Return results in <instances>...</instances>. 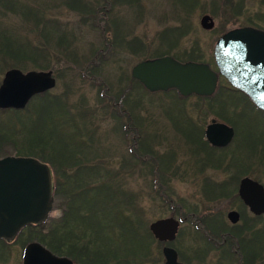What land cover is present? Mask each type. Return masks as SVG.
Wrapping results in <instances>:
<instances>
[{"label": "rangeland", "instance_id": "1", "mask_svg": "<svg viewBox=\"0 0 264 264\" xmlns=\"http://www.w3.org/2000/svg\"><path fill=\"white\" fill-rule=\"evenodd\" d=\"M8 1L13 2L15 8L12 12L4 10L5 5L0 0V26L7 29L14 38L22 35L32 46L46 50L45 56L34 59L29 54L20 60L1 58L0 66L5 71L0 75V84L5 72L13 68L23 73L33 70L52 71L56 85L46 94L57 101L55 105L44 112L46 110L41 111V107L32 99L25 113L17 114V119L27 125L31 136H35V132L45 138L46 154H55L52 161L57 167L60 183L71 170L69 157L76 150L73 149L72 141H85L86 146L76 152L85 161L89 160L87 162L95 160L100 172L107 171V174L113 176L107 185L118 196V203H106V199L100 196L98 198L101 200L92 205L95 208V220L113 228L105 227L103 230L115 231L106 237L112 243L115 256H125L128 264H131L134 259L132 256L136 249L139 250L132 247L128 237L123 234L122 225L131 219L139 224L135 226L140 232L135 242L142 247L137 256L139 262L134 260L132 264H163L162 247L149 238L147 231L152 222L171 215L186 218V222L180 226L178 239L172 245L178 248L181 258L189 264L218 263V250L206 243L202 235L206 229L212 234L210 237L220 245L224 240L226 247L238 244L242 248L243 243L251 245L255 242L253 240H256V245L264 244V217H251L234 195L232 184L237 174H241L237 167L239 158L236 157L237 161L232 162L230 156H227L229 160L223 163L224 169L220 168L218 172L207 170L203 167V158H194L189 152L197 149L192 144L191 148L183 135L176 131L180 128L171 125L175 123V118H190L201 126H205L211 119L224 122L235 130L234 145L210 157L218 161L219 156L230 155L237 149L241 156L248 159L251 143L264 140V115L223 77L218 82V87L222 89L212 98L204 99L195 96L182 99L174 91L149 93L131 78L134 65L164 55L182 62L190 57H198L215 68L214 46L222 33L246 24L264 28V0H197L195 5L190 0H116L118 4L114 6L108 4L107 0H83L97 7L92 17L96 27L91 23L92 19L82 22L84 15L89 16L78 10L74 12L64 2L68 0ZM106 10L115 23L113 38L105 29ZM39 11L44 18L40 15L41 22L38 25L34 18ZM204 14L214 20L211 32L200 27V19ZM47 21L53 25H57L55 21H61L69 27L67 30L59 28V34L62 35H57L53 29L49 34L44 27ZM187 22L190 23L188 32L184 29ZM125 34L131 38H140L136 39L143 44L139 49L124 45L121 38ZM185 34L179 41L178 38ZM59 42L64 43V46L58 47ZM115 104L118 106L115 107ZM116 108L122 111L118 118L115 114L111 115V111ZM13 116L11 110H0L2 121L17 126ZM126 116L144 123L143 137L139 141L133 140L138 154L142 155L140 151L144 150L143 163L137 162L127 152L129 144L122 136L120 126L122 118ZM37 117L42 120L41 128L34 127L40 119ZM11 137L18 144L29 140L23 133H14ZM54 140L59 143L55 141L52 144ZM1 149L7 152V156L35 158L44 163L38 156L27 155L13 144H4ZM260 160L261 163L258 159L259 162L254 164L252 176L264 184V157ZM157 166L159 183L155 187L153 181ZM64 187V184L59 185L53 211L40 234L48 237L45 244L60 254L71 256L73 251L70 245H62L66 235L60 231L54 234L52 229L54 223H61L64 207L60 193ZM229 210H237L242 216L234 227L226 219ZM102 213L113 214V217H100ZM114 216L118 217V221ZM78 222L68 224L80 229ZM95 225L98 230L99 224ZM219 226L224 227L225 233L232 230L230 234L234 236L221 234ZM243 230L245 233H240ZM27 237L32 240L31 235ZM144 246L149 250L147 257L144 256ZM9 248L10 255L6 263L19 264L20 243Z\"/></svg>", "mask_w": 264, "mask_h": 264}, {"label": "water", "instance_id": "2", "mask_svg": "<svg viewBox=\"0 0 264 264\" xmlns=\"http://www.w3.org/2000/svg\"><path fill=\"white\" fill-rule=\"evenodd\" d=\"M200 26L210 30L214 22L204 15ZM213 55L218 73L204 63H182L166 56L137 64L131 76L151 93L176 90L183 97H207L215 92L220 75L264 112V31L231 30L218 39ZM55 85L52 71L23 73L10 69L0 84V110H23L34 96L52 90ZM205 133L208 141L219 147L227 146L234 137L233 128L215 120ZM239 197L251 213L264 214V188L258 182L243 178ZM53 204L52 176L46 164L29 157L0 159V238L11 241L26 226L41 225L48 219ZM227 217L233 224L239 220L237 211H230ZM178 227L179 222L170 217L152 222L149 230L161 242H171ZM163 256L164 264H184L177 261V253L172 248L165 247ZM64 263L71 264L39 243L27 245L23 253V264Z\"/></svg>", "mask_w": 264, "mask_h": 264}, {"label": "flooded vegetation", "instance_id": "3", "mask_svg": "<svg viewBox=\"0 0 264 264\" xmlns=\"http://www.w3.org/2000/svg\"><path fill=\"white\" fill-rule=\"evenodd\" d=\"M64 2L66 3V5L69 8H72L74 10V12H75V10L81 11V3L83 4V6H85V11L83 13L87 14L89 17L84 15L82 22L90 21L93 17V12L94 13L97 12V7L92 6L93 4L89 3L87 1H85L86 3L83 0H68L67 1L68 3L66 1H64ZM107 3L112 5V6L118 4V2L116 0H107ZM92 9H94V10H92ZM105 12H106L105 21H106V25H107V27L105 29L107 30L108 35L112 36V30L114 29L113 17L112 18L109 17V15H108L109 11L108 10H106ZM204 15H208V14H204ZM42 17H43V14H42ZM92 21H93V19L91 20V23L96 27L95 19H94V22H92ZM55 22L57 23V25L56 24L53 25L52 22L47 21L44 25L45 30H47L49 32L51 29H53L55 31V33H57V35H62V34H59V32H60L59 28L67 30V27H69L66 25L67 23H64L61 21H59V22L55 21ZM189 22L186 23L185 28H184L185 30H187V32H188V29L190 27ZM237 28H254V29L264 31V28L257 26V25H254V24H246L244 26L237 27ZM201 29H203V28L201 27ZM232 29H236V28H232ZM232 29H229V30H232ZM203 30L206 32H211L210 30H205V29H203ZM229 30H227V31H229ZM227 31H225V33ZM49 34H50V32H49ZM223 34L224 33H222L220 36H222ZM65 36H66V34H65ZM184 36H186V34L180 36L178 38V40L180 41ZM112 38H113V36H112ZM136 38H138V37H134V38L132 37L131 38L125 34V35H123V37L121 39H122V42H124V45H128V47L139 49V47L143 43L138 40L140 38H138V39H136ZM44 49L46 50V48H44ZM129 53H133V52H129ZM134 53H136V52H134ZM164 56H169V55H164ZM164 56H156V58H160V57H164ZM170 57H172V56H170ZM153 59H155V58H153ZM149 60H151V59H149ZM176 60H178V59H176ZM142 61H145V60H142ZM134 66H133V68H134ZM131 72H132V70H131ZM174 92L176 93V95L179 98H182V99L188 98V97H194V96L183 97L178 92H176V91H174ZM163 93H165V92H163ZM216 94L217 93H214L209 97H198V96H195V97H198L201 99L212 98ZM239 94H241V93H239ZM113 105L114 104H112V106ZM117 106H118V104H115V107H117ZM121 112L122 111H120V108H116V110L113 109L111 111V115L115 114V115H117V118H118V115H120ZM260 113H262L264 115V112H260ZM213 120H216V119H213ZM135 121L137 122V124H135ZM135 121H134V119L133 120L130 119L128 116H126L125 119L122 118V123L120 125L121 126V132H122V136L124 137V139L129 144V146L127 147V152L129 154H131V156L134 159H136L137 162L142 161V163H143V155H145L144 150L142 149L140 151L142 153V155H140V153L138 154L136 152L137 150L135 149V142L133 144V140L136 139V141L137 140L139 141L143 137L142 130H144V123H140L137 120H135ZM173 121L175 123H173V124L171 123V125H175V128L176 127L180 128V130L176 129V131L178 133H180L181 135H183V138L186 140L187 143H189L190 147L192 144L197 149V151L196 150L193 152L191 150L189 151L190 154H192V157L203 158V161H202L203 167L207 168V170H213L215 172H218L220 168L224 167L223 163H227L226 162V159H228L227 156H230L232 162L237 161L236 157L239 158L237 167L239 170H241V174H239V173L237 174V177L234 179V182L232 184L233 189H234V195L236 196L235 198H237V201L243 207H245V209L249 212L251 217H254V218L264 217V214H261V215L252 214L249 211L248 207L242 202V200L239 197L240 182L243 178H249L253 181H256L259 184H261L264 188V184L259 179L252 176V174L254 172V164L256 163V161L257 162L260 161L259 163H261L260 159L262 157H264V153H263V151H264V149H263L264 140L253 141L251 143L252 149H251V153H250L249 157H247L248 159H246V157H244V156H241L239 153V150L236 149L233 152L230 151L231 152L230 155L219 156V160L216 161V159L213 160L210 156L214 153L224 152L232 144L234 145L233 142H234L235 134H234L233 139L231 140V142L227 146L219 147V146L212 145L208 141L206 133H205L206 128L212 122V119L205 126L199 125L196 121H194L193 119H190V118H175V120H173ZM217 122H219V121H217ZM187 132L189 134H187ZM251 158H252V160H251ZM258 159H259V161H258ZM82 161L86 162L85 160H82ZM91 162H90V164L92 166H95V161H93L92 163ZM85 165L86 164H82V166H85ZM158 172H159V169L157 166V168L155 169L156 177H154L155 180L153 181L155 184V187L158 186V183H159V179H157ZM199 173H204V172L200 171ZM217 189H219V187H217ZM221 197H223V196H221ZM230 211H237V210H229L227 212V214ZM237 213L239 214V220L235 224L230 222V220L228 219L227 214H226V219L232 227L237 225L242 218L241 214L238 211H237ZM170 217H167V218H170ZM66 218L67 217H61L60 218L61 223L59 224V227H62L60 232L64 233V235H66V237H64V238H66L65 243L62 242V245L68 243L70 245V249L73 252L71 253V256L60 254L58 252H57L58 254H55L50 248L43 245L46 249H48L54 255H56L57 257L68 259L71 262V264H128L125 256H121L119 258L118 256L114 255V252L112 249V243L110 240L106 239V237H108L107 235H109V234L112 235L115 233V231L108 230V229L107 230L95 229L96 225H95V223H92V220H94L96 217H84V218L74 217V218L79 219V220H76V222L79 221L78 223L80 225V229L75 228L73 232H68L64 229L66 226V223H65ZM81 218H82V220H80ZM171 218H174L175 220H177L179 222V227H178V231H177V234L175 236V239L171 242H169V241L161 242L160 240H158L154 237H153V239H154V241H156L159 244V247H162V249H161L162 256H163V249L165 247H169V248H172L176 251L178 262L184 263V264H189L188 262L184 261L181 258L178 248L176 246H175L176 247L175 248L172 245L178 239V237L181 233L180 232V226L182 225V223L186 222V218H181V217L176 218L174 216H172ZM47 223L48 222H45L44 225H46ZM91 224H93V226ZM41 226H43V225H41ZM41 226L37 227L39 231H41ZM216 226H218V225H216ZM28 228H34L32 230H34V231L36 230L35 226L33 225V226L27 227V228L23 229L22 231H20L19 234L12 241L0 239V264H7L6 258L10 255V252H9L10 248L9 247L15 243H20L21 254L19 255V257H20V263L19 264H23L24 249L26 248V246L29 243H31L33 241H30V239L27 237L26 234L25 235L23 234V237H21L20 235L22 233H24L25 230H27ZM220 229H221V232H220L221 234H228V236H230V237L234 236V235L230 234L233 232L232 230L225 233L224 227L223 228L220 227ZM198 231H201L200 228H198ZM209 233L210 232L207 231V229H206V230H204V232H202V235L206 239V243L211 244L212 248L218 250V259H217L218 263L217 264H264V258H263L264 244L256 245V244H254V243H256V240H253L255 242H253V244H251V245H246V243H243L242 248L238 244L237 245L232 244V245H229L228 247H226L225 246L226 243L224 240H223V243H225V244L222 243V245H220V243H218L213 237H210V235H212V234L211 233L209 234ZM240 233L243 234V233H245V231L244 230L240 231ZM242 240H244V238ZM242 242H244V241H242ZM228 258H229V261H227ZM163 259H164V257H163ZM64 264H67V263H64Z\"/></svg>", "mask_w": 264, "mask_h": 264}, {"label": "trees", "instance_id": "4", "mask_svg": "<svg viewBox=\"0 0 264 264\" xmlns=\"http://www.w3.org/2000/svg\"><path fill=\"white\" fill-rule=\"evenodd\" d=\"M192 2V4L195 5V2H197V0H190ZM11 3V4H9ZM3 6L5 7L4 10H10L11 12L14 10V3L8 0H3ZM85 11V6H83V4L81 3V12ZM25 16V14H23ZM40 15L42 16L41 11H39L38 14H36L37 17L34 18L35 23L39 25V22H41L40 20ZM26 17V16H25ZM115 24V23H114ZM22 35H19V37L21 39L18 38H14L12 35H10L8 33V30L5 29L4 27L0 26V60L2 58V60H4L6 57L9 58H17L18 60L22 59V58H27L26 54H29L33 59L34 58H39L41 56H45L44 52L45 49L44 48H40V47H35L32 46L30 44V42H28V40L24 37H21ZM23 41V42H22ZM63 42H67L66 40H64ZM62 45L64 46V43L59 42L58 43V47H62ZM9 53V54H8ZM180 60V59H179ZM186 61H194V62H202L204 63L202 60H200L198 57H190L188 59H186L183 62ZM1 65V63H0ZM3 71H5V68H2L0 66V75L3 73ZM136 82V81H135ZM220 89H222L221 86L218 87L219 91ZM240 93V92H238ZM245 97V99L248 101V103L251 104V102L249 101V99L244 95L241 94ZM36 102H37V106L41 107V111L47 112L48 109L55 105V100H52V98L47 95V94H40L36 97L33 98ZM238 104V103H237ZM252 105V104H251ZM253 106V105H252ZM47 107V109H46ZM26 109V108H25ZM25 109L24 110H11L12 114L14 115L12 117L13 120H16L15 123L17 124V126H10L9 123L4 122L0 119V142L1 145L0 147H3L4 144L5 145H11L13 144L15 148H18L20 151L26 153L27 155H35L38 156L40 159L44 160V163H47L50 165L51 169L53 170V190H52V196L54 199V203L56 202L57 198V193H58V187L59 185L62 186V184L65 185L64 190H62V193H60L61 196V204H63V213H62V217H67L66 220V226H65V230L68 232H73L74 231V226H71L68 224V222L73 223L74 221L76 222V220H79L77 218L74 217H94L95 215V208L92 205V203H97L99 200H101V198H98L100 196H102V198H104V200L106 201V203L111 202L114 204L118 203V196L114 193V191L111 189L110 186H108L107 181H109L113 176H110L109 174H107V171L105 173L104 172H100V170L98 169L99 166H97V162L95 164V166H92L90 164V162H87L89 160H87L86 162L82 161L84 160L81 154H79L76 151H79L80 147H84L86 146L85 141H72L74 142V148L76 149L73 153H72V157H69L71 160V164H70V173L63 177L62 183H60L59 179H58V173H57V167L54 164V162L52 161L53 159H55V154L51 152V154H46L48 153V151L46 150V142H45V138L37 133L34 132V127L36 126V128L42 126V120L40 117H37V119H39V122L35 123L34 127H33V132L35 136H31L32 133L30 131V129L28 130V127L25 123L20 122L17 119V114L20 113H25ZM6 110H2V112H5ZM40 111V112H41ZM16 116V117H15ZM40 116V115H38ZM72 121V120H71ZM226 121V120H223ZM231 125H233L231 123ZM13 130V131H12ZM18 134V133H23V135H26V138H28V141H24L22 142V144H18V142L14 139H12L13 137H11V134ZM29 136V137H28ZM31 137V139H30ZM41 138V139H40ZM43 139V140H42ZM31 140V141H30ZM52 140V139H50ZM55 141L58 140H54L52 141V144L55 143ZM32 143V144H31ZM59 143V141H58ZM55 146V145H53ZM76 147V148H75ZM0 159L7 156V152L3 149L0 150ZM45 155V156H44ZM91 160V159H90ZM95 161V160H94ZM82 164H86L85 166H82ZM104 164V165H103ZM102 166L105 168V163H103ZM98 165H100L98 163ZM74 169V170H72ZM106 169V168H105ZM55 170V171H54ZM55 180V181H54ZM231 192V190H230ZM233 193V191H232ZM65 201V202H64ZM62 207V206H61ZM102 216L100 217H113V214H101ZM173 216V215H171ZM115 219L118 221V217L114 216ZM82 220V219H80ZM130 221V222H129ZM127 221L124 225H122L123 229V234L126 235L128 238V242H131V246L132 247H136L139 250L135 251V255L132 256V262L133 263L134 260H138L139 257V251L141 250V246L135 242L136 239H139V230L137 227H135L136 225H139L138 222H135L133 220H129ZM92 223H97L98 225V230L104 229L105 227H109L110 229L113 230L112 227H110V225H105L103 222H97L95 219L92 220ZM102 223V224H101ZM132 223V224H131ZM103 225V226H102ZM45 225L41 226V231L38 230L37 227H35V231L32 230L34 228H28L27 230H25L24 233H22L20 236L23 237V234L25 235H31L32 236V240L31 241H36V242H41L43 245H45L46 247L48 246L47 244L44 243V241L47 240V238H45L44 236H42L40 233L44 231ZM62 227H59V224H53V232L54 234H58V231L61 230ZM52 232V233H53ZM148 236L149 238L153 239L152 235L150 234V232H148ZM154 240V239H153ZM48 248H50L55 254H58L56 250H54L53 248H51L50 246H48ZM145 251H144V256L147 257L148 255V247L144 246ZM138 256V257H137ZM130 262V261H129Z\"/></svg>", "mask_w": 264, "mask_h": 264}]
</instances>
